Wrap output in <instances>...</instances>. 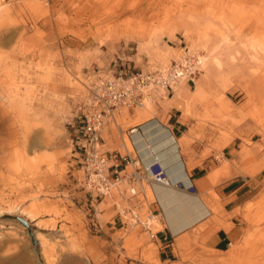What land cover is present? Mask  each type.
<instances>
[{"label": "rangeland", "instance_id": "1", "mask_svg": "<svg viewBox=\"0 0 264 264\" xmlns=\"http://www.w3.org/2000/svg\"><path fill=\"white\" fill-rule=\"evenodd\" d=\"M0 21V209L22 199L40 213L37 221L21 211L0 215V264H264V0H0ZM188 51L213 53L222 73L204 80L199 66L172 90L152 91L153 114L124 108L120 131L109 121L104 132L105 149L125 154L120 132L139 118L179 120L189 171L223 165L212 168L220 174L214 183L196 184L213 217L178 237L165 261L142 225L129 219L109 228L128 204L125 183L99 197L94 212L72 140L79 108L115 63L156 71ZM237 155L255 195L228 213L213 186L231 175ZM147 195L138 197L143 217L156 204ZM233 217L236 244L209 247L210 228ZM29 229L48 240L47 254Z\"/></svg>", "mask_w": 264, "mask_h": 264}, {"label": "built area", "instance_id": "2", "mask_svg": "<svg viewBox=\"0 0 264 264\" xmlns=\"http://www.w3.org/2000/svg\"><path fill=\"white\" fill-rule=\"evenodd\" d=\"M187 53L174 61L167 74H163L160 69L135 71L130 67H119L115 63L114 68L108 70L106 76L93 90L90 102L79 108L74 132L75 138L72 140L77 148L80 169L83 172L79 182L90 194L94 212L96 213L94 205L98 202V198L109 195L116 185L119 186L121 179H125L130 184V188L128 187L126 190L129 194L128 204L120 209L118 215L123 224H126L129 219L141 224L153 239H156L159 230L154 231L152 224L142 221L139 217L141 200L138 197L142 196L145 200L148 198L143 186L150 185V183L170 186L173 184L172 180L158 161L149 166L142 163L136 164L139 159L131 152L126 151L125 154H121L105 149L103 130L119 109L142 105L145 97L144 92L151 95L153 91L152 87L149 88L150 84H156V88L172 90L173 84L180 78L182 79L185 75H193L199 67L195 64V56L189 51ZM122 163H124L123 169H121ZM130 164L135 165L132 171H127ZM175 186L181 189L185 188L191 193L198 192L195 183H190L186 187L183 181H177ZM155 215V211L150 210L148 218L149 216L153 218ZM91 222L95 227L100 225L95 219H92Z\"/></svg>", "mask_w": 264, "mask_h": 264}, {"label": "bare ground", "instance_id": "3", "mask_svg": "<svg viewBox=\"0 0 264 264\" xmlns=\"http://www.w3.org/2000/svg\"><path fill=\"white\" fill-rule=\"evenodd\" d=\"M206 32H207V30H206ZM202 33L204 34L203 31H202ZM200 39H203V38H200ZM204 42L205 41H203V43ZM186 54H188V53L186 52ZM186 54H184L183 56H185ZM194 58L196 60L195 64H197V65L199 64L198 67L201 66L203 69L204 80L214 76L216 73H219V72L222 73L221 68L219 66L220 61H219L217 56L213 55V53H208V55L205 54L201 58H198L196 56ZM171 67H172V65L167 67V68H160V71H162L163 74H167L169 69H171ZM185 76H183L182 78H184ZM179 80H181V78ZM149 86H150L149 88L152 87L151 88L152 90L157 89L156 84H150ZM159 88L160 87H158V89ZM149 94L146 91L144 92L145 97L143 99V104L140 106H144V110L146 111L144 113L153 114V109H154L155 105H154L153 100H152V97H153L152 92H151V95H149ZM147 99H150V101H148L146 104ZM89 102H90V100H89ZM121 109H119L120 111L119 110L118 111L122 113L124 108H121ZM128 109H131V108H128ZM118 111L115 112V115L113 116L112 119H110V121H114V124L118 127V130H119V127H120L119 124H121V123H118V121H117L116 113ZM119 115H120V113H119ZM108 123H107L106 127L104 128L103 132H107ZM135 123L138 127H133V126L130 127L129 132L126 134H123L122 132H120L122 135V141H123L122 143H123L124 147L126 148V150L128 152H131V151L135 152L136 157L139 159V162L136 161L137 162L136 164L142 163L145 166H149L150 164H152L153 162H156V161L161 163V165L168 172L169 177L173 183L170 186H164V185H160V184H156V183H154V184L150 183V185L143 186V188L146 190V194H147L148 190H150L151 195L154 197V199L157 200V203H159V205L163 206L164 209L161 207V211H162V215L166 221V224L169 225L172 223L173 225L177 226V225H181V224L184 225L186 223L187 225H191V224L195 223L196 221L198 222V220H201L203 217L207 216V214L209 212V208L206 205V202H204L202 197L199 195V193H191L188 190H186L185 188L181 189V188H177L175 186L177 181H183V183L185 184L186 187H188L190 185V183H194L190 179V175L188 174L187 169L189 167H187L186 163L184 162V159L181 161V157H183V155H182L183 140L177 138L173 132L170 133L168 130V126L163 124L160 121V119H158V118H149V119H144V120H143V118H139ZM103 136H104V133H103ZM160 136H161V138H159ZM49 142H51V141H48V143ZM104 148H105V146H104ZM153 156L163 158L164 163L161 162L157 157L155 158ZM181 162H183L184 165L181 164ZM130 165H132V167H134L135 164H130ZM174 166H176V170L171 172V168ZM218 174H219V172L217 170H214V171L212 170V172L209 173L207 178H205V181L207 180L208 183H214L216 177H218L217 176ZM124 183L126 184L125 190H127L128 187L130 188V184L125 179H123V180L121 179V183L119 184V186L116 185L115 188L120 191L121 184H124ZM158 187L161 188V191H159ZM147 197H148V195H147ZM21 201H22V199H21ZM21 201H19L17 203H15L16 201L12 202L8 205V207H6L4 209H2L3 208L2 207L0 209V215L4 216V215H7L9 213L21 211L22 214H24L26 216L28 215L29 218L32 219L33 221H37L40 217L39 216L40 213L35 212L32 207H30V208L28 207L29 209L26 207L24 208L22 206ZM149 213H150V210L148 211L147 215L145 217H143L142 214L140 213V211L138 212L141 220L144 222L148 221L149 224H152L153 229H154V228H156L155 222L158 220H157L156 216L153 218H151L149 216V218H148ZM147 218H148V220H147ZM131 222H133V224H132L133 226L134 225L136 226V224H139V223H136V221L135 222L131 221ZM36 224H39V226H40V224H41L40 220ZM51 226L56 227L57 222L53 221V223H51ZM176 228H178V227H176ZM132 229L133 228H131V230ZM29 232H30V235L32 234V239H36L39 241L40 250L42 251V254L43 253L47 254L49 251L48 250L49 246H48V240L45 238V236L40 234L38 231H33L32 229H29ZM61 232H62V230L60 229L59 233H61Z\"/></svg>", "mask_w": 264, "mask_h": 264}, {"label": "crops", "instance_id": "4", "mask_svg": "<svg viewBox=\"0 0 264 264\" xmlns=\"http://www.w3.org/2000/svg\"><path fill=\"white\" fill-rule=\"evenodd\" d=\"M180 122L184 124V122L181 119H180ZM163 124L168 126L169 132L170 133L173 132L177 138L181 139L183 137L182 135L178 137L180 133L182 132L181 124H179V120H175V121L171 120L168 122V124L166 123H163ZM223 154L225 155L226 153L223 152ZM182 155H183V152H182ZM157 158L161 162L164 163L163 158H160V157H157ZM183 159L184 158L181 157V161ZM240 161H241V156L240 155L235 156V159L233 160V169H231V175L224 177L217 184L213 186L215 193L218 195L220 199L223 209L228 213H231L233 211L238 210L239 208H242L243 205H245L255 195L253 194L254 186H252V184L254 183L251 182V179H246L244 181L245 178H243L240 174V169L238 167V163H240ZM184 162L186 163L185 160ZM212 162L213 163L211 164L208 163L207 165H202V166L193 168L191 171H189V168H188L187 170H188V174L190 175V179L195 184L199 183L200 185L204 186L205 178H207V176L209 175V172L211 170H215L212 168H216V167L218 168V167L223 166L222 163H216L213 160ZM181 164H183V162H181ZM174 168H176V166H174L172 169ZM262 176L264 178V172L262 173ZM159 191H161V188H159ZM197 193H199V195L202 197L204 202H206L205 199L203 198V195H207V193H202L199 189ZM154 201H156L155 202L156 204L154 205L155 208L150 209V210L155 211V214H156L155 216L157 217L158 222L163 224L162 229H159L157 233V237L155 241H157V243L161 246L160 257L161 259H164L165 261L171 260V256L174 255L173 246L176 243L175 241L178 237L180 238V240H183L182 239L183 235L197 228L199 225L205 222H208V220H211V217H213L214 215L213 212L208 207L209 212L207 216L203 217L201 220H198V222L196 221L195 223L191 225H187L186 223L184 225L181 224L177 226L173 225L172 223H171L172 225L171 224L167 225L162 215V211H161V207L163 208V206L159 205L156 199L150 202V205H153ZM206 205H207V202H206ZM160 215L162 217L161 219H159ZM113 222H114V225L110 227L107 225V227L115 228L116 225H121L122 219L117 214ZM224 222L225 224H228V225L220 226L217 229L210 228L211 230L209 229L210 231L208 232L209 238L207 240V245L217 251H225L226 249L229 248L230 244H232L231 245V248H232V246L236 244L233 241L241 236V227L237 223L236 217L228 219L227 221H224ZM208 224L211 225V222ZM238 251L240 253V249Z\"/></svg>", "mask_w": 264, "mask_h": 264}]
</instances>
